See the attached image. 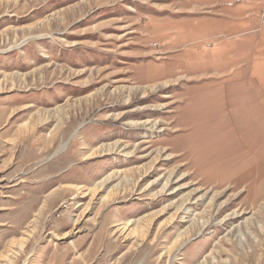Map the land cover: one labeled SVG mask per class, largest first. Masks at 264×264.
<instances>
[{"label":"rangeland","instance_id":"1","mask_svg":"<svg viewBox=\"0 0 264 264\" xmlns=\"http://www.w3.org/2000/svg\"><path fill=\"white\" fill-rule=\"evenodd\" d=\"M263 12L0 0V264H264ZM196 191L191 230L175 211Z\"/></svg>","mask_w":264,"mask_h":264},{"label":"bare ground","instance_id":"2","mask_svg":"<svg viewBox=\"0 0 264 264\" xmlns=\"http://www.w3.org/2000/svg\"><path fill=\"white\" fill-rule=\"evenodd\" d=\"M41 117H42V115H41ZM42 120H43V118H42ZM42 120H40V121H42ZM139 125H142V123H138V126ZM144 125H146L149 130H157L158 127H159L158 126V123H156V122L153 123L152 121H148ZM102 152H104V153L107 152V153H111V154L118 153V154H121V155H123L125 157H130L131 156V154L129 152L127 153V147L126 146H123L120 142H115L113 145H109V147H107L104 150H102ZM135 168H136V170L138 172L139 169L137 167H134L133 169L135 170ZM145 169L146 168H143L142 169L143 172H144ZM113 178H114V176L113 177L107 176L106 178H104L103 180H101L100 182H98L95 185V188L97 190L98 189L107 190L108 187H109V185H111V183L113 182L112 181ZM177 178H178V175L176 176L174 174V172H171V174L165 178L163 184L161 185L160 191L155 194V197L159 198L163 194L168 193V192L170 193V195L171 194H174V193H177L178 190H180L179 189L180 187L179 188H176V189L172 187L173 186V181L175 179H177ZM178 180H180V179L178 178L177 181ZM124 181H126L127 183H130V180L127 179V178H124ZM124 181H123V183H124ZM114 188L118 190L119 186H115ZM110 191H112V189ZM197 195H198V192L197 193L190 192V193H187V194L182 195L181 198H180L181 203L176 206V211H175L176 212L175 215H177L178 217L181 216L182 217V221H186V222L189 223V228L191 230H193L196 227H201V226H203V228H205V227H207L209 225V220H205L204 219L205 217H203L204 215H206L207 213H209L208 209L203 210L199 214L196 213L195 211H193L194 210V207L195 206L198 207V205H200L203 202V200L205 199V196H203V195L202 196H197ZM208 205L209 206L215 205L213 198L210 200V202H209ZM226 220L227 219L225 218V221ZM132 222L133 221H129L128 223L131 224ZM247 224H248V221L247 220L244 221V225H247ZM241 229H242V227L238 229L239 234L241 233ZM186 235H188V231L187 230L185 232H180L178 234V236H177V241H182L184 239V236H186ZM241 237L243 238L242 233H241ZM205 262H207V261L205 260Z\"/></svg>","mask_w":264,"mask_h":264},{"label":"built area","instance_id":"3","mask_svg":"<svg viewBox=\"0 0 264 264\" xmlns=\"http://www.w3.org/2000/svg\"><path fill=\"white\" fill-rule=\"evenodd\" d=\"M262 23H263V25H264V12L262 13Z\"/></svg>","mask_w":264,"mask_h":264}]
</instances>
